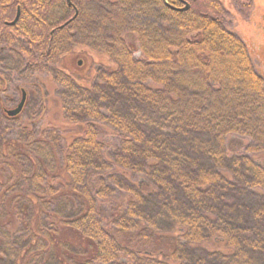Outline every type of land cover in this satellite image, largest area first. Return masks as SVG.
I'll return each instance as SVG.
<instances>
[{
  "label": "trees",
  "instance_id": "1",
  "mask_svg": "<svg viewBox=\"0 0 264 264\" xmlns=\"http://www.w3.org/2000/svg\"><path fill=\"white\" fill-rule=\"evenodd\" d=\"M166 1L0 0V264H264L263 77Z\"/></svg>",
  "mask_w": 264,
  "mask_h": 264
},
{
  "label": "rangeland",
  "instance_id": "2",
  "mask_svg": "<svg viewBox=\"0 0 264 264\" xmlns=\"http://www.w3.org/2000/svg\"><path fill=\"white\" fill-rule=\"evenodd\" d=\"M223 6L226 17H225V29L238 36L243 43L246 45L251 62L254 65L256 72L263 77L264 80V0H218ZM250 4V7L247 11L242 13L243 6ZM86 8H89V5H86ZM93 11L89 10V16H91ZM93 17V16H91ZM89 30L83 34L84 37L79 38V44H76L73 51L80 52L90 51L89 47L84 44L85 39L89 41H93L95 36L90 35ZM129 40H131V35L127 36ZM83 44V45H82ZM4 49V48H3ZM72 55V54H71ZM75 55V54H74ZM75 61H81V65L83 64V60H87L86 54H79L74 56ZM98 60L104 59L105 63L108 58L101 56V54H95ZM71 57V56H70ZM72 57V58H73ZM103 57V58H102ZM3 61H0V71L2 73L13 70L16 67L17 62L12 59L10 56L7 59V52L4 51V55L2 56ZM71 60V59H70ZM67 60L70 65L72 61ZM73 60V59H72ZM47 81V78L32 77V82L35 85L41 86L44 82ZM21 85V84H20ZM25 87V86H24ZM30 90V89H29ZM20 99V94L16 91H13L7 87V105L8 109L12 107L14 108ZM47 123L48 121L45 120ZM233 147L232 144H230ZM260 160L264 162V156H261Z\"/></svg>",
  "mask_w": 264,
  "mask_h": 264
},
{
  "label": "water",
  "instance_id": "3",
  "mask_svg": "<svg viewBox=\"0 0 264 264\" xmlns=\"http://www.w3.org/2000/svg\"><path fill=\"white\" fill-rule=\"evenodd\" d=\"M161 1L163 2V4L168 9H170L171 11H174V12H186L189 9V4L185 1H182V0H180L183 3V7H181V8H175V7L171 6L170 4H168V2L166 0H161ZM67 5H68V7H72L71 0H67ZM18 15H19V13L17 12L15 19L11 23H9V25L15 24V22L18 19ZM76 15H77V11H75V15H74L73 19L76 17ZM24 101H25V94L22 93V97H21V100L18 103V105L14 109L7 111V114L9 116H16L17 114H19L23 108Z\"/></svg>",
  "mask_w": 264,
  "mask_h": 264
},
{
  "label": "flooded vegetation",
  "instance_id": "4",
  "mask_svg": "<svg viewBox=\"0 0 264 264\" xmlns=\"http://www.w3.org/2000/svg\"><path fill=\"white\" fill-rule=\"evenodd\" d=\"M182 3V2H181ZM182 5H183V3H182ZM15 19V18H14ZM9 24V23H8ZM79 64H80V62H78Z\"/></svg>",
  "mask_w": 264,
  "mask_h": 264
}]
</instances>
